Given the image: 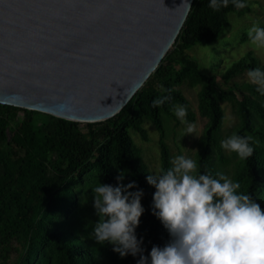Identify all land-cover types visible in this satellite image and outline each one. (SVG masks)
Returning <instances> with one entry per match:
<instances>
[{
	"label": "trees",
	"instance_id": "1",
	"mask_svg": "<svg viewBox=\"0 0 264 264\" xmlns=\"http://www.w3.org/2000/svg\"><path fill=\"white\" fill-rule=\"evenodd\" d=\"M209 4L210 0H193L170 50L127 105L110 119L83 123L82 128L78 122L0 105L3 260L16 242L20 245V250L15 249L19 252L16 264H137L139 256L121 258L111 245L98 244L93 234L98 222L94 188L99 183L119 186L120 174L125 186L135 182L144 192L141 204L145 211L136 229L137 238L143 239L144 255L148 256L153 246L163 247L170 236L152 215L155 188L147 183L150 173L129 131L146 141L142 125L144 120L150 121L159 134L161 170L172 168L163 116L175 119L171 106L178 103L187 107L186 121L195 122L190 103L180 90L182 85L201 86L198 112L207 119L198 142L196 174H225L221 169L229 159L222 154L220 103L229 102L238 118L234 133L251 137L249 145L254 149L247 159L233 153L231 180L241 184L238 193L250 195L264 209V95L249 83L234 84V90H219L215 79L199 72L186 55L192 46L216 41L228 25V15L247 13L249 6L238 10L229 0L227 8L214 11ZM256 68L264 70V63L259 64L248 52L224 72L222 80L227 83ZM164 96L172 99L153 108V100Z\"/></svg>",
	"mask_w": 264,
	"mask_h": 264
},
{
	"label": "water",
	"instance_id": "2",
	"mask_svg": "<svg viewBox=\"0 0 264 264\" xmlns=\"http://www.w3.org/2000/svg\"><path fill=\"white\" fill-rule=\"evenodd\" d=\"M193 0H0V105L78 123L118 114Z\"/></svg>",
	"mask_w": 264,
	"mask_h": 264
},
{
	"label": "clouds",
	"instance_id": "3",
	"mask_svg": "<svg viewBox=\"0 0 264 264\" xmlns=\"http://www.w3.org/2000/svg\"><path fill=\"white\" fill-rule=\"evenodd\" d=\"M231 2L238 10L248 7L242 0ZM228 5L229 0H210L208 6L219 11ZM187 6L191 9L189 3ZM248 37L252 45L264 48V28L253 25ZM247 75L264 95V70L256 68ZM171 99L158 97L152 107H161ZM171 107L181 123L187 125V133H193L196 125L186 121L187 107L178 103ZM250 140L251 137L233 133L221 142V147L247 159L254 152ZM172 164V168L146 178L155 188L152 215L167 230L170 240L163 247L153 246L149 255H144L143 239L136 236L145 211L141 204L144 192L135 182L125 186L124 175L120 174L119 186L99 183L94 188L93 207L98 217L93 230L95 241L111 245L121 258L139 256L137 264H264L261 205L250 195L238 193L241 184L223 173L197 175L194 159L180 155Z\"/></svg>",
	"mask_w": 264,
	"mask_h": 264
},
{
	"label": "rangeland",
	"instance_id": "4",
	"mask_svg": "<svg viewBox=\"0 0 264 264\" xmlns=\"http://www.w3.org/2000/svg\"><path fill=\"white\" fill-rule=\"evenodd\" d=\"M246 2L249 6V12L242 15H239L237 12L230 13L228 15V25L216 41L207 45H195L186 51L188 58L197 64L199 72L212 76L215 79L219 90H234V84H253L247 73L237 76L227 83H224L222 80L224 72L248 52L252 53L259 64L262 65L264 63V48H257L252 45L248 37V30L253 25L264 28V0H246ZM180 90L189 101L191 110L195 114L194 124L196 128L193 133L189 134L186 131L187 125L181 123L176 115L175 119L163 116L165 143L168 146L171 161L177 156L183 155L197 162L198 142L203 135L207 123V119L202 117L198 112V94L201 91V86L188 87L182 85ZM243 92L244 94H248L247 91ZM220 107L223 111L221 127L222 142L235 132L238 118L229 102L220 103ZM21 115L19 113L18 117H21ZM81 127L83 128V123H81ZM142 127L146 132V141L142 140L140 135L134 131H129V134L134 144L141 151L142 162L147 171L150 174H159L161 170L160 148L158 144L159 134L148 120L143 121ZM222 154L229 159V162L221 170L225 171V175L231 179L235 163L233 152L222 148ZM16 248L20 250V245L13 242L11 249L7 253V258L3 260L0 257V264H16L19 255V252L15 251Z\"/></svg>",
	"mask_w": 264,
	"mask_h": 264
}]
</instances>
